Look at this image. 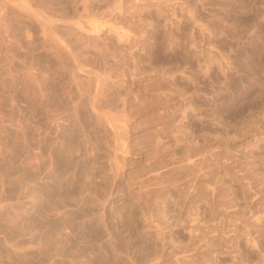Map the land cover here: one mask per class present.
Wrapping results in <instances>:
<instances>
[{
  "label": "rangeland",
  "instance_id": "374dc122",
  "mask_svg": "<svg viewBox=\"0 0 264 264\" xmlns=\"http://www.w3.org/2000/svg\"><path fill=\"white\" fill-rule=\"evenodd\" d=\"M156 126L189 146L145 148ZM164 208L185 220L165 243L143 224ZM174 245L264 264V0H0V264H176Z\"/></svg>",
  "mask_w": 264,
  "mask_h": 264
},
{
  "label": "bare ground",
  "instance_id": "6f19581e",
  "mask_svg": "<svg viewBox=\"0 0 264 264\" xmlns=\"http://www.w3.org/2000/svg\"><path fill=\"white\" fill-rule=\"evenodd\" d=\"M78 26H80L82 29H84V28H86V27H82L80 24L78 25ZM77 26V27H78ZM79 27V28H80ZM86 30H87V28H86ZM85 29H84V31L85 32H87V34H88V32H96V33H98L99 32V28L98 27H93V29L91 30V31H89V29L86 31ZM83 31V32H84ZM50 45H52V43H50ZM104 56H105V54H104ZM106 56H108V54H106ZM107 59H109V58H107ZM106 60V59H105ZM38 77L41 79V81L42 80H44L45 79V71H41L40 70V72L38 73ZM97 77V76H96ZM95 77V78H96ZM101 77V76H100ZM102 78V77H101ZM101 78H98L99 80L97 81L98 82V84H101L102 83V81H104L103 79L101 80ZM47 79V78H46ZM107 79V78H106ZM95 80V79H94ZM46 82V81H45ZM94 82H96V80L94 81ZM93 82V83H94ZM102 84H105L104 82L102 83ZM102 84H101V87H102ZM94 85V84H93ZM98 85L96 84V86H94L95 88L97 87ZM103 88V87H102ZM98 89V88H97ZM96 89V90H97ZM95 90V89H94ZM101 90V89H100ZM100 90L98 91V93L100 92ZM96 92V91H95ZM98 93H95L94 95H98ZM99 95H101V93L99 94ZM96 96V97H100V96ZM171 104V103H170ZM166 106H168V105H166ZM175 106V105H174ZM169 107V106H168ZM167 107V108H168ZM172 107V106H171ZM93 108H95L96 110H97V108L96 107H94L93 106ZM174 108V107H173ZM176 108V107H175ZM177 108H179V107H177ZM94 109V110H95ZM120 109V108H119ZM123 109V108H122ZM165 109V108H164ZM95 110V111H96ZM105 109H102L101 111H102V115H103V111H104ZM111 110V109H110ZM113 110V109H112ZM161 110V109H160ZM167 110V109H166ZM189 110V109H188ZM186 108H183V107H181V108H179V109H175V112H174V117H175V119L174 120H176V118L180 121V122H184V124H185V121H187L188 120V118H189V111H188ZM114 111V110H113ZM112 111V112H113ZM117 111H119L118 110V108H117ZM173 111V110H172ZM96 112H98V113H101L100 111H99V109H98V111H96ZM107 110H105V113H104V115H105V120H106V125H107V127H110V129L114 132V134H115V136H116V140H115V143H116V141H120L119 139H121V142L122 143H124L123 142V138L124 137H122L121 136V134L123 135V133H121L122 132V130H121V128H122V120H119V118L117 119V115L114 113V117H113V113H112V115H110V114H107ZM109 112H111V111H109ZM116 112V111H115ZM119 112H121V111H119ZM123 112H125L124 111V109H123ZM101 115V114H100ZM104 117V116H103ZM102 117V118H103ZM104 119V118H103ZM121 121V122H120ZM180 122H178V124L180 123ZM178 127V126H177ZM185 126L182 124L181 125V128L183 129ZM162 128V127H161ZM161 128L159 127H155V129L153 128V130L151 129V131H150V133H151V135L153 136V138H152V140H151V142H149V145L148 146H146L145 148H152L151 150H153V149H156L157 151L158 150H169L170 152H172V153H177V152H179V151H181L184 147H187V146H189V138H188V136L187 135H185V136H183V134L182 135H178L177 133H180V130L178 129V130H173V131H170V132H163V133H161ZM178 128H180V126L178 127ZM182 129H181V131H182ZM185 129V128H184ZM150 130V129H149ZM147 131V130H146ZM184 132V131H183ZM145 133V132H144ZM148 134V133H147ZM150 135V136H151ZM114 136V135H113ZM143 137V136H142ZM118 142H117V145L118 146H120V144H122L121 142H120V144H118ZM125 144V143H124ZM124 144L122 145V149H121V151H122V154L123 153H126L125 151L123 152V147H124ZM114 145H116V144H114ZM116 145V146H117ZM169 146H171V147H169ZM117 148V147H116ZM120 148V147H119ZM144 148V149H145ZM115 149V148H114ZM150 150V151H151ZM139 151V150H138ZM146 151V150H145ZM155 151V150H154ZM139 152H141V151H139ZM163 152V151H162ZM136 153V152H135ZM146 153V152H145ZM158 153V152H157ZM152 154V153H151ZM161 154V153H160ZM138 155H139V153H138ZM140 157L142 156V155H139ZM137 157V156H136ZM171 157H173V155H171ZM174 159V158H173ZM169 161V160H168ZM170 162H171V160H170ZM174 162H176V164L178 165L177 167V169H179L180 171H182V172H186V171H188V170H190L192 167H193V163L189 160V159H185V160H181V161H175L174 160ZM172 166H173V163H172ZM175 166V165H174ZM175 169V168H174ZM162 172V171H161ZM160 171L159 172H157V171H149V175L150 176H154V177H156V178H159L160 180H161V182H159L160 184H162L163 182H164V180H165V178H164V174L163 173H161ZM167 173V172H166ZM165 181H167V179L165 180ZM159 185V184H158ZM154 186H156V183L155 184H153V187ZM152 187V185L150 186V185H143V186H140V187H138V198H140V197H146V196H150L151 194H153V193H155V192H157L160 188H162L163 186H160L159 185V188H153ZM214 188H216V187H207L206 186V189H205V191H204V195H203V197H201V200H198L197 201V203H204L203 201H204V199L206 198V197H213V194H214V192H215V190H214ZM159 191H161V190H159ZM159 193V192H158ZM202 195V194H201ZM200 195V196H201ZM136 200H137V198H136ZM220 200V199H219ZM206 201H207V198H206ZM137 202H138V200H137ZM218 202V201H217ZM221 202V201H220ZM206 203V202H205ZM223 203V202H222ZM221 203V204H222ZM142 204H144V203H141V205L140 206H142ZM219 205V206H217V208H216V210H221V208H220V206L222 207V205ZM136 205V204H135ZM134 205V206H135ZM138 205V204H137ZM204 205H206V204H204ZM133 206V208H135ZM139 206V205H138ZM223 206H224V204H223ZM139 208V207H138ZM143 208V207H142ZM141 208V209H142ZM190 208V207H189ZM189 208H188V210H189ZM187 209V208H186ZM185 209V210H186ZM191 210V209H190ZM153 211H155V212H152V214H150L149 216H144L143 217V224L144 225H146V227H147V231H148V236H150V237H153L154 238V240L156 239V240H160V241H162L163 243H165V239H167V237L165 236V234L163 235V231H164V229H173V228H175V227H178L179 226V224H183L184 222H185V220H183L182 219V217H181V223H180V221H178V220H175L174 218H173V216L171 215V213H170V211H169V209L168 208H164V209H162V210H157V209H153ZM231 211V210H230ZM185 213H187V216L189 217V219H188V217L186 216L185 217V219L192 225V226H196V224L197 223H199V219H198V216H195L194 217V215H196L193 211H187L186 210V212ZM233 214V213H232ZM232 216V215H231ZM162 224H166V227L165 228H160V225H162ZM193 231H194V229H192L191 231H190V234L191 233H193ZM163 235V236H162ZM190 237H191V235H190ZM192 238V237H191ZM236 241H239V238H237L236 239ZM156 242V241H155ZM159 242V241H158ZM193 243H194V250H200V249H204L205 247H207V243H206V241L203 239V241H201L200 239L199 240H195V241H193ZM173 245V244H172ZM181 248L180 247H177L176 245H174L172 248H171V251H169V255H170V257L169 258H171L172 259V261H174L176 264H181L182 262H184V261H187L188 263H186V264H210L208 261H207V259H205L204 258V256H206L208 253H206V254H204V255H202V254H194L193 256H191L190 254V256L191 257H189V258H187V259H185V257L184 256H186L185 255V251H183V250H180ZM168 255V256H169ZM188 255V254H187Z\"/></svg>",
  "mask_w": 264,
  "mask_h": 264
}]
</instances>
